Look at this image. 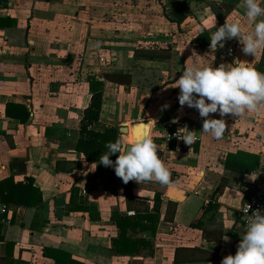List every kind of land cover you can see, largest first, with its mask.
<instances>
[{"label": "crops", "instance_id": "1", "mask_svg": "<svg viewBox=\"0 0 264 264\" xmlns=\"http://www.w3.org/2000/svg\"><path fill=\"white\" fill-rule=\"evenodd\" d=\"M5 1V6L0 3V205L8 212L0 223V264H220L235 255L244 234L238 215L244 189L264 195V112L223 117L226 132L217 140L202 132L197 110L181 108L175 81L152 92L103 76L141 69L156 72L163 83L170 64L135 59L142 47L150 52L169 48L178 72L193 62L231 64L234 59L224 51L233 47L237 59L264 73L262 55H245L240 37L215 49L195 43L204 31L211 38L215 29L207 1L217 5L223 18L216 17V28L227 19L249 31L242 0ZM183 4L189 15L178 24L171 13ZM89 78L104 82L100 124L126 127L127 135L119 133L125 144L153 120L150 136L160 148L159 124L186 119L197 136L191 150L161 153L175 187L130 181L127 198L114 167L87 163L75 150L91 99ZM236 153L242 159L231 165L239 172L225 167L227 155ZM255 159L257 166L249 170ZM30 182L41 195L37 204L2 202L25 199L14 185ZM156 192L161 205L155 231H127L151 238L153 255L114 256L111 240L120 232L116 222L132 219L136 212L152 213Z\"/></svg>", "mask_w": 264, "mask_h": 264}, {"label": "clouds", "instance_id": "2", "mask_svg": "<svg viewBox=\"0 0 264 264\" xmlns=\"http://www.w3.org/2000/svg\"><path fill=\"white\" fill-rule=\"evenodd\" d=\"M242 4L243 15L252 28L245 33L240 22L227 19L216 28V16L213 13L212 26L216 31L210 38L209 47H223L225 41L240 37L241 51L245 55L264 56V7H261L260 0H242ZM174 88L179 89L178 102L181 108L187 106L197 110L203 119L202 132L217 140L223 138L226 132L227 124L223 117L242 118L248 113L258 117L264 112V73L252 63L239 59H234L231 64L221 63L218 67L193 62L181 71ZM213 114L221 118H210ZM152 122L143 123L144 131L136 130L134 142L130 144L123 143L120 138L106 143L107 151L100 156L99 164L114 167L116 177L125 184L130 181L137 184L155 181L161 186L172 188L175 182L171 172L164 160L158 157L159 145L150 136ZM182 130L185 135L181 139L186 145H192L197 139L196 132L188 130L187 126ZM116 154L113 162L110 157ZM170 154L174 156V153ZM250 207L247 205L246 214ZM229 223L236 225L234 218ZM223 239L227 241L228 237L224 236ZM220 264H264V214L260 210L248 215L235 255L225 256Z\"/></svg>", "mask_w": 264, "mask_h": 264}, {"label": "trees", "instance_id": "3", "mask_svg": "<svg viewBox=\"0 0 264 264\" xmlns=\"http://www.w3.org/2000/svg\"><path fill=\"white\" fill-rule=\"evenodd\" d=\"M1 4L6 5L5 0H0ZM208 5L211 7L212 11L215 13L216 17L219 20H222V16L217 10V5L215 3H211L207 1ZM176 17L178 24L185 20V18L189 15V8L187 4H183L179 8L175 9L171 13ZM3 24V19H0V25ZM195 43L198 47H204L210 45L209 35L204 31L195 39ZM154 46L150 44V47ZM145 49V47H142ZM156 48V45H155ZM144 49H140L135 51L134 58L137 60H149V61H163L168 62L170 64V69L168 70L167 77L165 81L162 83V77H159V74H156L154 71H146V70H133L129 69L128 71L121 72L119 74H106L103 76L105 81L118 84L131 86L134 85L138 88H143L146 90H150L152 92L157 89L162 88L164 85L171 84L176 79H178L181 75V72L175 70V60L176 57L170 54V49H157L156 51H147ZM261 66L264 68V56L261 57ZM134 77L136 80L134 81ZM157 80H161V83L156 85ZM89 86L91 92V99L88 108L83 112L79 132L78 139L75 144V150L80 152L84 157L87 163H98L100 156L107 151L105 145L109 141H115L117 138H120L118 128L117 127H105L100 124V113L101 107L103 103V86L104 82L95 81V79L89 78ZM22 111L24 108L18 107ZM25 121V119H23ZM118 154L110 157L112 161H115ZM242 157V154H230L226 157L225 167L228 170H234L236 172L241 171L239 168L232 167V163H238ZM258 164V160L255 159L249 170L254 169ZM15 189H17V195L22 193L25 199H16L13 201L1 199L3 203L6 204H21L22 202L25 206H30L37 204V201L41 200L40 192L33 187L32 183L25 184H17L14 185ZM125 196L127 198L131 197V184L128 182L127 184H123ZM160 196L161 194L156 192L154 201L152 204V213H144L141 216H137V212L135 213V217L130 219H125V221L116 222V226L119 229V233L116 238L111 240V252L114 256H127L131 254H136L141 257H151L153 255V242L151 238L146 237H132L128 230L132 229L136 231L137 228L141 232H154L158 220H159V210H160ZM172 205V204H171ZM146 208L149 209L148 204H145ZM175 207V205H173ZM144 236V235H143Z\"/></svg>", "mask_w": 264, "mask_h": 264}, {"label": "built area", "instance_id": "4", "mask_svg": "<svg viewBox=\"0 0 264 264\" xmlns=\"http://www.w3.org/2000/svg\"><path fill=\"white\" fill-rule=\"evenodd\" d=\"M216 31V28L213 29L210 33V36ZM225 55H228L232 59H237L234 56L233 47H228L227 50L224 51ZM102 61V60H101ZM161 134H160V152L161 153H170V152H185L191 150V145H186L184 141L181 139L185 135V131L182 130L185 126H187V121L185 118H176L164 121L159 124ZM246 191V195L243 201V204L239 210V219L246 225L248 215L250 216L253 211L260 210L262 214H264V195L263 193L254 188L251 190L244 189ZM247 205H250V209L248 213H245V209ZM8 212V207L6 205H0V223H3L4 216Z\"/></svg>", "mask_w": 264, "mask_h": 264}, {"label": "water", "instance_id": "5", "mask_svg": "<svg viewBox=\"0 0 264 264\" xmlns=\"http://www.w3.org/2000/svg\"><path fill=\"white\" fill-rule=\"evenodd\" d=\"M132 126H137V124H134ZM118 131H119L120 134H123L125 132L128 133V129L126 127H124V126L120 127ZM157 155H158L159 158H161V152L159 150L157 151Z\"/></svg>", "mask_w": 264, "mask_h": 264}, {"label": "rangeland", "instance_id": "6", "mask_svg": "<svg viewBox=\"0 0 264 264\" xmlns=\"http://www.w3.org/2000/svg\"><path fill=\"white\" fill-rule=\"evenodd\" d=\"M146 43H147V44H152V45H153V43H151V42H146ZM147 47H148V46H147ZM147 47H146V48H147ZM148 48H149V47H148ZM144 50H145V49H144ZM175 119H176V118H175ZM160 134H161V132H160Z\"/></svg>", "mask_w": 264, "mask_h": 264}, {"label": "bare ground", "instance_id": "7", "mask_svg": "<svg viewBox=\"0 0 264 264\" xmlns=\"http://www.w3.org/2000/svg\"><path fill=\"white\" fill-rule=\"evenodd\" d=\"M147 124V123H146Z\"/></svg>", "mask_w": 264, "mask_h": 264}]
</instances>
